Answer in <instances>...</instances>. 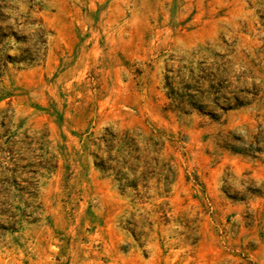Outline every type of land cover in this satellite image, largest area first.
Wrapping results in <instances>:
<instances>
[{
	"label": "rangeland",
	"instance_id": "1",
	"mask_svg": "<svg viewBox=\"0 0 264 264\" xmlns=\"http://www.w3.org/2000/svg\"><path fill=\"white\" fill-rule=\"evenodd\" d=\"M0 264H264V0H0Z\"/></svg>",
	"mask_w": 264,
	"mask_h": 264
}]
</instances>
